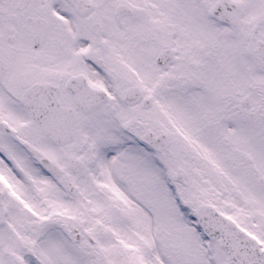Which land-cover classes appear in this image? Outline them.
<instances>
[{
  "label": "snow or ice",
  "instance_id": "6c2138e0",
  "mask_svg": "<svg viewBox=\"0 0 264 264\" xmlns=\"http://www.w3.org/2000/svg\"><path fill=\"white\" fill-rule=\"evenodd\" d=\"M0 264H264V0H0Z\"/></svg>",
  "mask_w": 264,
  "mask_h": 264
}]
</instances>
